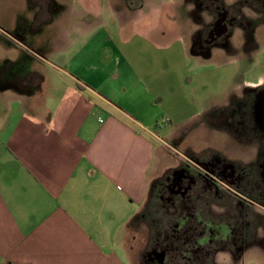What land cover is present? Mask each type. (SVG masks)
Here are the masks:
<instances>
[{
    "label": "crops",
    "instance_id": "0c3cea01",
    "mask_svg": "<svg viewBox=\"0 0 264 264\" xmlns=\"http://www.w3.org/2000/svg\"><path fill=\"white\" fill-rule=\"evenodd\" d=\"M128 1V16L118 21L108 0L49 2L38 9V17L53 28L42 61L61 82L34 72L26 84L6 89L11 94L5 91L0 100L2 108H14L0 122L10 129L0 132V259L9 264H130L124 232L116 247L120 255L103 252L111 248L112 223L124 217L121 228L128 230L142 212L156 177L149 176L156 149L159 163L163 155L169 157L158 130L163 126L174 142L188 124L198 122L196 130L204 138L211 108L239 91L234 77L261 71L264 58L256 54H249L247 64V54H193L190 1L185 18L177 21L178 36L168 41L159 29L162 6L146 4L145 10L139 0ZM181 3L171 0L170 9ZM135 36L150 54L134 46ZM111 37L117 38L113 42ZM232 49L251 48L235 42ZM234 64L241 69L221 86L217 78L213 91L199 71ZM196 69L199 91L187 79L184 83L193 86L190 98L171 105L165 87L173 88L170 81L179 82ZM144 102L157 113L148 116L140 108ZM167 106L176 108L177 117ZM125 204L140 210L131 214Z\"/></svg>",
    "mask_w": 264,
    "mask_h": 264
},
{
    "label": "flooded vegetation",
    "instance_id": "af4514ba",
    "mask_svg": "<svg viewBox=\"0 0 264 264\" xmlns=\"http://www.w3.org/2000/svg\"><path fill=\"white\" fill-rule=\"evenodd\" d=\"M189 1L193 54H247L245 64L249 54L264 58V0ZM235 42L250 51L234 52ZM260 70L262 78L237 80L239 91L205 117V133L232 142L234 158L182 155L175 149L182 140L173 142L179 161L157 186L170 212L167 222L146 208L140 215L148 241L138 264H264V59Z\"/></svg>",
    "mask_w": 264,
    "mask_h": 264
},
{
    "label": "rangeland",
    "instance_id": "374dc122",
    "mask_svg": "<svg viewBox=\"0 0 264 264\" xmlns=\"http://www.w3.org/2000/svg\"><path fill=\"white\" fill-rule=\"evenodd\" d=\"M43 1H46V4L51 2L52 5H57L62 4V2L68 4V2H71L72 0H42L41 2L37 0H0V89L2 88V90H0V100L6 98L5 96L7 94H5V91L8 92V94H11V92L7 91L6 89L13 85H21L23 83L26 84L29 81V76L34 72L40 73L42 76L46 75L47 78H50L55 82H61L59 80V75L46 67L42 61V58L47 57V54H45V50H43V48L46 46V44L51 43L50 40L52 38L49 36V34L53 29L50 28L46 22H43L42 17H38L39 14L37 3L39 2L41 5ZM108 1L112 2L113 12L111 11V13L115 21L124 19L128 16V12L126 10V6L128 7V4L126 3V0ZM170 1L171 0H139L140 3L145 4V10L147 9L146 4H149L148 7L155 6V4L162 6L164 12L159 29L166 36L165 41L171 40L174 35L178 36L176 24L177 21L181 22L182 18H185L184 16L187 13L184 11V8L186 3L189 2V0H181L182 3L180 4V7L175 8V10H171L169 4ZM77 2H81V0H77ZM132 2L133 0L128 1V3ZM130 16H132V19H134L135 13L131 12ZM91 29L95 30L96 26L91 27ZM109 30H112L111 26L109 27ZM108 33H110V31H108ZM111 38V40L114 42L117 37ZM134 39L136 40V43L134 42V46H137V48L140 46L142 54H150V50L139 42V38L137 36H135ZM122 50L126 52L128 51L129 53H133L134 51L132 47H125ZM188 64L190 67H192V60L189 61ZM239 65L240 64L226 66L225 70L221 69L220 71H215L214 69L209 68L200 69L199 71L203 70L205 72V77H203V79L206 81L205 83L209 82L212 87L211 90L213 91V88L215 90L217 87V78L218 83L220 82V86L223 85L224 81L230 77V74H232L233 70H236L237 72L239 69H241ZM43 72L44 74H42ZM197 72L198 70L196 69V71L182 74V76L179 78V82L178 80L177 82H169V86H173V88L167 86L165 87V93H168L169 90V96H166V99L171 102V105L173 102L181 103L183 102V99H189L190 88L194 85L197 86V91H199V86L197 85L196 79L194 81V78L197 77ZM259 72L260 71L257 69L253 70L251 75L248 76L239 75V73L237 77H234L236 78L234 81L236 83L237 80L242 78H245L248 81H253ZM187 79H191L193 86L192 84L189 85L184 83L187 81ZM47 81L48 79L46 82ZM198 81H200V79ZM134 98L139 100L141 103L142 99L138 94H135ZM146 104L147 102H144L142 105L140 104V108L144 111H148V116H151L153 113H157L156 108L147 107ZM1 105L2 104L0 102V122L4 117L10 115L9 113L14 110V108L11 106H9L10 108H2ZM167 108V112L172 110L174 117H177V115L174 113L176 110L174 106H167ZM21 113L24 114V109L21 110ZM199 125L200 124L198 122L188 124L184 130L186 132H181L174 138V140H182L181 144L175 147V149L180 154L187 155L188 153H192L195 155H202L206 150H211L223 155H228V153H230L232 158H234L233 151L235 150V145L232 142L227 143L222 139L219 142L220 138L214 136L216 134L210 135L205 133V136H207H204L205 138L203 139L200 135H198L196 130ZM160 130L161 129L158 130V136L167 143L166 147L171 151L166 149L165 151L168 152L167 156L169 157H165V155H163L162 162L159 163L157 157L158 150L156 149L154 164L152 165V168L149 172V176L153 177L156 174V177H154L155 179L149 185L144 206H147L145 207L147 211L150 212L152 217H156L158 222H167L165 211L170 212V208L166 206L167 204L159 201V191H157L159 189L157 186L160 185V178L167 172V168L173 166L176 162L178 163L179 159L172 153L173 146L170 145H173V142L171 138L169 139L170 136H168L171 135V133L163 129V126L161 132ZM203 130H210L205 123L203 124ZM3 131L10 133V129L8 127L4 128V124L0 126V132ZM156 146L158 148H162L163 150L161 145L156 143ZM125 207L127 209L129 208V206L126 204ZM139 210L140 208H136L132 205L131 210L129 208V213L137 214ZM125 222L126 221H124V217H119L117 220H115V222L112 223L113 232L108 236L109 242L111 243L109 246H111V248L104 250L105 252H103V254L105 256H109L110 254L112 255L113 253L120 255L122 252H120L116 247L125 234L124 237L126 246L129 249L128 252L131 261L130 264H138L139 251L143 247L144 242L148 241V236H146V230L141 221L136 219L134 223L128 227V230L124 229V227L121 228V225H123ZM116 229H119V231L115 232ZM219 259L220 257H217V260ZM9 263L10 262L8 260L0 259V264Z\"/></svg>",
    "mask_w": 264,
    "mask_h": 264
},
{
    "label": "trees",
    "instance_id": "16d2710c",
    "mask_svg": "<svg viewBox=\"0 0 264 264\" xmlns=\"http://www.w3.org/2000/svg\"><path fill=\"white\" fill-rule=\"evenodd\" d=\"M144 209H145V206H144ZM144 209L142 210V212L144 211ZM142 212L134 219V221L137 219L138 221H139V219H140V215L142 214ZM134 221H133V223H134Z\"/></svg>",
    "mask_w": 264,
    "mask_h": 264
}]
</instances>
